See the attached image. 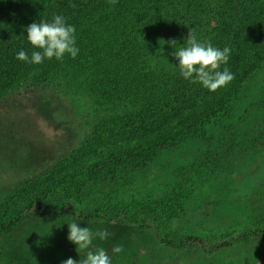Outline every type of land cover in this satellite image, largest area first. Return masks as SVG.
I'll return each mask as SVG.
<instances>
[{
    "label": "trees",
    "instance_id": "obj_1",
    "mask_svg": "<svg viewBox=\"0 0 264 264\" xmlns=\"http://www.w3.org/2000/svg\"><path fill=\"white\" fill-rule=\"evenodd\" d=\"M55 15L75 27L78 55L45 58L38 65L16 59L21 50L29 58L42 51L27 40L26 28L51 22ZM191 29L198 40L231 49L228 62L218 69L234 74L226 87L212 92L180 75L172 53L184 45ZM172 40L177 44L171 45ZM61 69L83 77L88 89L115 112L99 120L78 149L77 155L88 154L86 161L64 174L26 181L13 192L0 211V234L12 237L29 222L62 226L102 219L109 225H131L141 234L151 230L169 248L198 245L208 257L264 237V228H259L207 245L198 236L176 238L164 231L161 226L174 220L183 205L182 184L151 207L96 208L90 216L77 206L88 188L112 186L123 170L141 171L182 145L202 143L206 149L194 165L176 172L185 183L228 163L233 149L218 154L206 128L231 114L246 84L258 81L256 90L264 87V0H0V100L18 84L46 83ZM69 243L59 238L53 246ZM117 244L124 249L115 257L120 263L132 248L122 237ZM43 247L0 250V264H35L44 256Z\"/></svg>",
    "mask_w": 264,
    "mask_h": 264
},
{
    "label": "rangeland",
    "instance_id": "obj_2",
    "mask_svg": "<svg viewBox=\"0 0 264 264\" xmlns=\"http://www.w3.org/2000/svg\"><path fill=\"white\" fill-rule=\"evenodd\" d=\"M256 82L245 85L228 117L206 128L218 154L233 149L221 170L193 175L183 182L176 172L194 165L206 149L202 143L182 145L161 154L141 171L123 170L112 186L88 188L77 204L79 209L91 216L96 208L106 212L151 207L182 184L183 205L174 220L161 226L176 238L193 235L214 245L264 228V87L256 90ZM114 112V107L88 89L83 77L69 69H61L46 83L28 80L14 87L0 100V211L24 182L64 174L86 161L88 154L77 155L78 149L95 124ZM121 225H109L102 219L79 223L93 232L108 230L109 238L94 239L91 250L103 247L112 264H264V237L208 257L198 245L169 248L151 230L141 234L131 225ZM67 237V224L29 222L12 237L0 234V250L45 245L44 256L35 264H61L69 257L79 262L86 253L79 254L72 242L59 249L53 246L55 239ZM119 237L132 248L120 263L112 252ZM49 249L51 253L45 254Z\"/></svg>",
    "mask_w": 264,
    "mask_h": 264
},
{
    "label": "clouds",
    "instance_id": "obj_3",
    "mask_svg": "<svg viewBox=\"0 0 264 264\" xmlns=\"http://www.w3.org/2000/svg\"><path fill=\"white\" fill-rule=\"evenodd\" d=\"M110 2L115 4L117 0H110ZM26 31L30 44L42 51H34L29 58L27 53L21 50L16 55V59L20 61L38 65L43 63L45 58L62 60L65 54H69L74 59L79 53V49L75 46L76 29L67 24L62 15L53 16L51 22L46 20L33 22L27 26ZM161 41L163 40L159 43ZM169 43L177 44L175 40ZM230 52L229 47L221 50L213 47L208 41L198 40L194 29H191L184 45L175 48L172 55L178 60L179 72L184 79L193 83L199 82L209 91L215 92L219 88L226 87L234 79V74L227 68L218 71L221 64L228 62ZM67 225V239L76 245L79 254L81 251L86 254L79 262L69 257L61 264H112L111 258L103 247L91 250L94 239L99 238L105 241L109 238L110 233L107 229L93 232L89 227H80L77 222L67 223ZM123 251V246L119 244L112 248V252L116 254Z\"/></svg>",
    "mask_w": 264,
    "mask_h": 264
}]
</instances>
